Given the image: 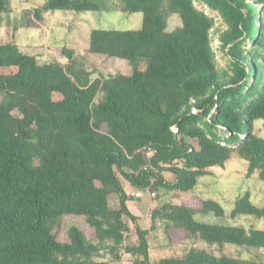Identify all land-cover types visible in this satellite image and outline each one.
Returning a JSON list of instances; mask_svg holds the SVG:
<instances>
[{
    "label": "trees",
    "instance_id": "trees-1",
    "mask_svg": "<svg viewBox=\"0 0 264 264\" xmlns=\"http://www.w3.org/2000/svg\"><path fill=\"white\" fill-rule=\"evenodd\" d=\"M119 1L122 11L143 14L142 29L93 30L89 51L129 62V75L93 79L72 51L64 50L67 65H42L0 43V264H120L125 255L141 258L134 264H258L208 249L264 250V230L200 222L198 215L227 213L211 199L193 207L162 196L191 194L235 157L264 183V138L255 130L264 122V0ZM106 4L48 0L29 15L43 23L47 13L101 12ZM9 12L10 0H0V14ZM175 14L182 26L168 32ZM215 39L229 70L218 66ZM144 192L158 201L151 230L162 227L172 246L208 249L153 263L151 230L128 205ZM69 216L85 218L94 236L72 226L60 242L56 230ZM240 216L262 220L264 205L247 193L231 213ZM131 224L135 245L127 244Z\"/></svg>",
    "mask_w": 264,
    "mask_h": 264
},
{
    "label": "rangeland",
    "instance_id": "rangeland-1",
    "mask_svg": "<svg viewBox=\"0 0 264 264\" xmlns=\"http://www.w3.org/2000/svg\"><path fill=\"white\" fill-rule=\"evenodd\" d=\"M47 1L10 0V12L0 14V43L15 44L24 54L36 57L42 65L50 63L67 65L69 61L64 55V50L72 51L76 58L84 61L87 70L96 72L93 79L100 75L131 74L132 68L127 61L92 55L89 51L90 35L93 30L139 31L143 27V14L126 13L121 10L119 0H106L105 11L51 12L45 15L43 23H37L34 17L29 15V12L45 5ZM195 5L215 18L217 26L222 27V20L217 13L212 12L198 1H195ZM31 20L33 23L36 22V25L30 27ZM167 23L168 32H173L182 26L181 19L176 14L170 15ZM213 49L219 68L229 70V57L220 49L217 39L213 42ZM255 130L259 137L264 138L263 121L259 120L255 123ZM165 177L169 181L175 179L171 174H165ZM124 185L127 193L136 197L137 191L126 181H124ZM247 193L250 194L251 201L255 206L262 207L264 205V183L257 176L249 177L248 163L235 157L224 168H216L213 175L199 178L198 184L191 194L177 193L162 196V200L170 201L175 205L200 207L202 201L211 199L223 206L227 218L219 220L213 214L198 215L196 216L198 221L211 225H233L264 230V219L258 220L248 216L231 218L236 201ZM112 204L115 207L116 201H113ZM128 205L131 212L138 218L140 228L150 231L153 225L152 212L158 205L156 196L144 192ZM72 226L83 230L88 238L94 236V232L87 225L85 218L69 216L64 218L62 227L56 230L60 242L68 241L67 232ZM130 227L131 232L127 244L135 245L138 243V237L132 224ZM150 238L151 261L153 263L162 258L183 254L193 246L208 249L203 243L193 244L192 242L172 246L162 227L151 230ZM179 242H181L180 239ZM208 250L213 251L216 256L226 254L240 260L264 264V250H250L233 245H225L223 250H219L217 247ZM136 259L141 260L140 257L133 258L130 255H125L120 264H134Z\"/></svg>",
    "mask_w": 264,
    "mask_h": 264
},
{
    "label": "crops",
    "instance_id": "crops-1",
    "mask_svg": "<svg viewBox=\"0 0 264 264\" xmlns=\"http://www.w3.org/2000/svg\"><path fill=\"white\" fill-rule=\"evenodd\" d=\"M138 195H140V194H138Z\"/></svg>",
    "mask_w": 264,
    "mask_h": 264
}]
</instances>
